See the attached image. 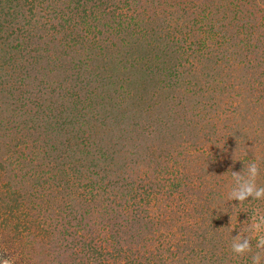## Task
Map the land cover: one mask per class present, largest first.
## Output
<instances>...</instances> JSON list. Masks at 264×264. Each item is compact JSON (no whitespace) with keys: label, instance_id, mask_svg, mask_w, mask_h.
<instances>
[{"label":"rangeland","instance_id":"obj_1","mask_svg":"<svg viewBox=\"0 0 264 264\" xmlns=\"http://www.w3.org/2000/svg\"><path fill=\"white\" fill-rule=\"evenodd\" d=\"M134 1L99 0L103 12L117 9L129 23L144 7L154 17L146 22L144 15L136 29L132 56L145 58L139 66L129 64L128 47L114 52L118 70L110 57L87 59L97 69L86 99L95 107L87 109L100 115L81 122L68 113L83 109L82 89L72 84L59 90L63 98L47 118L38 110L46 84H19L18 75L29 80L21 72L8 81L10 68L0 69L6 123L0 128V264H252L256 255L264 264V248L256 247L264 225L253 229L264 217V198H228L233 173L241 177L239 188L252 164L256 186L264 187V0H142V7ZM91 2L77 3L89 13ZM3 3L0 44L20 53L14 61L24 65L36 45L13 40L28 29L29 17ZM84 17L75 18L76 44L60 48L71 64L84 60L89 36L108 22L88 30ZM190 43L192 57L185 48L175 52ZM167 45L173 57L182 52L188 60L175 65L165 55V74L157 57ZM0 58L4 66L2 52ZM100 81L113 100L102 99ZM113 103L119 109L111 110ZM58 117L77 125L58 132L51 119ZM80 123L83 132L76 130ZM87 135L91 144L78 147ZM240 233L252 238L251 249L236 254L231 246Z\"/></svg>","mask_w":264,"mask_h":264},{"label":"trees","instance_id":"obj_2","mask_svg":"<svg viewBox=\"0 0 264 264\" xmlns=\"http://www.w3.org/2000/svg\"><path fill=\"white\" fill-rule=\"evenodd\" d=\"M78 1L79 0H6V3H3V4L7 5V3H11L12 5L14 3L13 6L15 7L16 11H19L22 16L26 15V17H29V19L27 20V23L29 22L28 29H25V26H24V29H23L24 32L19 33L22 37L20 38L19 36L18 39H16L15 37L13 42H15V40H17V42L21 44H26L30 42V43L35 44L36 47H35V50L33 49L34 51H32L31 55L28 53L31 51L23 53L24 55L26 54L30 55V58L26 59L23 65L21 63L17 64L15 63L16 61H14L15 58L17 59V61L18 59L21 60V58H19L20 53L14 52V49H12V53H8L7 51L3 49V47L0 44V52H2V55L4 58V62H3L4 66L0 65V69H5V67L10 68L11 72L9 74L10 77L8 78V81L15 80V76H14L15 73L18 74L19 72H21V75L23 74L26 77L28 76L29 80L23 81L26 78H23L22 76L18 75L20 79L19 84L24 83V82L30 84L31 81H38L40 84L41 83L46 84L45 86L46 88H43V90H41L40 92V97L43 98V102L39 104L38 110H39V113L45 112L47 118L50 117L51 115H54L53 112L57 110V100L63 98V96L60 95L59 90L70 91L71 88H74L72 84L78 85L82 89L81 90L82 92L79 91L81 93L79 94L78 100L83 103L81 104V108L83 109H79L77 111L70 109L69 112L68 110H66V112L72 115H79V117L82 119L81 122H86L85 120H86L87 114H93L94 117L96 115H100V112L98 110L92 111V110L87 109L93 105L92 103L93 101L86 104V102H88L86 101V99L90 97L88 94L92 93L91 90L93 87V79L91 77L94 76V74L95 75L97 74L96 73L97 69L92 67L91 65L93 64L91 63L90 65L88 63L89 60L87 59L92 58L91 59V62H92L93 59L97 55L99 59H105L107 57L108 58L110 57V64L112 65V67L117 68L118 70L119 63L118 61L116 63L115 60L118 59L119 53L115 56L114 52L117 50V47L119 48L128 47L129 49L127 50L126 54L129 57L128 58L129 64L132 67L139 66L141 59L144 60L145 58L144 56H132L134 46L138 48L137 43L139 39L137 38V35L139 33L138 31H136V29L140 23L145 22V20L143 19L144 15L146 16V22H149V21L152 22L154 20V17L153 15L144 14V12H141V11H145V7H144L142 8L141 11L137 12V15L139 16L131 15V19L134 17L136 18L134 20V23L133 21L132 23H129V21H127L125 17L124 18L122 17L123 16L122 14L121 15H118L119 13L116 14L117 9L112 10L108 7L109 9L107 10V12H103L104 9L102 8H105L106 5L103 3H100L99 0H85L87 2L92 1L91 2L92 6H90L91 11L89 13L87 10H85L86 7L85 9H83L81 5L77 3ZM134 2L136 6H140V7H142L143 4L145 3V2L140 3L142 2V0H135ZM25 10H26V14H25ZM84 15L85 17L83 18L82 22H85L86 19L87 21H89L88 30L91 29L92 25L102 23L103 20L105 19H107L108 22H105L106 25H102L103 27H106L105 29H102L101 27L99 28V30L92 32L91 36H89V42H92V43L87 44L88 46V49L86 51L87 56L86 55L84 56V60L77 62L74 60V58H72L74 63L71 64L69 61V57L65 55L66 53L64 52L61 54L60 48L65 49V48L71 47L73 44H76L74 43L75 39L72 37V31L74 30L73 27L80 20L75 19V18H80ZM0 23L3 25L1 21ZM1 24H0V41H2ZM22 26L18 25L17 27L21 28ZM227 30L230 33V28L229 29L227 28ZM43 31H45L46 34L43 33ZM152 31L154 34H156V39L159 40V38H161L160 28H157V30H152ZM41 39L44 41L47 40V43L45 42L46 44H40ZM117 39L118 40L121 39L123 42L121 44H118L119 41H117ZM174 43L175 42H172V44ZM123 44H126V45H123ZM192 47H193L192 43H190V45L186 47L177 46V49L175 48V52L185 48L184 50L188 49L187 50V53H188V51L190 50L189 48H192ZM155 48L160 49V46L157 45ZM172 48H173L172 45L164 46L161 51L163 54L160 53V55H158L157 57L160 60V62L157 64L160 66V73L164 72L166 74L167 71L170 69V66L167 65V63L165 64V55L170 56V61L174 60L173 64L175 65H177V63L178 65H182L183 64L182 59H184V61L188 60V58L186 60V57H185L186 54L182 52L178 57L175 58V54L173 57ZM227 48H230V47H227ZM22 49H25V47ZM59 50L60 52H58ZM36 51L39 53L38 57H36V55H33V53H35ZM192 53L193 52L188 53V57H192L191 56ZM114 56L115 58L112 61V58ZM84 64L90 65V68L88 71H86L87 69L86 70L82 69L81 65H84ZM116 64H117V67H116ZM189 65L191 66V64ZM23 67H25L27 72L23 69ZM188 70L190 71L189 74L192 73L191 69H188ZM6 72H8V70ZM85 73L89 75L88 79H85V76L83 75ZM104 80L105 79L103 78V81ZM103 81L99 82V85L103 83V85H101V87H103L104 89L102 99H107L106 96L110 98L115 93L114 92L110 93L111 91L109 89H105L106 83H104ZM110 83H113V86L115 85L114 80H112V82ZM97 87L98 89L101 90L100 86H97ZM45 89H48L47 91L51 93L50 96L46 93ZM114 90L116 91V89L112 87V91ZM52 94H56L55 95L56 99L52 96ZM110 99L113 100L112 97ZM76 104L77 102L75 101L74 107H76ZM93 106L95 107V105ZM119 106H120L119 103H118V106H115L113 103L112 105H110V109L114 110V108H117V107L119 109ZM94 107H92L91 109H94ZM6 109L5 111H7ZM105 117L106 116L101 115L102 124L105 123ZM59 118L60 117L51 118L53 119V122H54V126H55L54 128L58 132H61L62 130L66 131L70 127V125H72V127L69 129V131H72V129H74V126L77 125V122H75V119L74 121L69 120V122L66 124L65 121L67 120V117L66 118L61 117L60 119ZM3 119L5 118L3 117L0 118V128L1 129L2 127L4 128V125L6 124L3 122L4 121ZM15 122L16 121H13L12 124H14ZM82 125L83 123H80L76 127V130L83 132L84 130H83ZM92 136L93 135H89V136L87 135L86 137H83L81 140L83 142L77 143V146L81 147L82 145L84 146L90 145L92 142L90 141V138Z\"/></svg>","mask_w":264,"mask_h":264},{"label":"clouds","instance_id":"obj_3","mask_svg":"<svg viewBox=\"0 0 264 264\" xmlns=\"http://www.w3.org/2000/svg\"><path fill=\"white\" fill-rule=\"evenodd\" d=\"M249 172V181L242 184L239 188L235 185L240 181L241 177L238 173H233V187L229 194V199L238 200L239 202L248 200L249 197L252 199H261L264 198V187H257L255 184V177L257 175L258 169L255 164L248 169ZM261 225H264V217H259L257 221L253 224V229L259 231ZM246 234V235H245ZM239 234L234 237L232 243V251L236 254L244 253L251 249L252 238L247 234ZM256 247L264 248V235H258L256 237ZM261 257L256 255L253 257L252 264H260Z\"/></svg>","mask_w":264,"mask_h":264}]
</instances>
